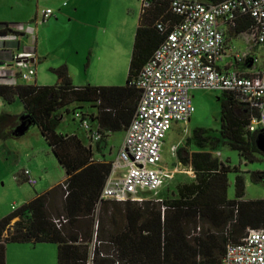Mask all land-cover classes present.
I'll return each mask as SVG.
<instances>
[{"label":"trees","instance_id":"16d2710c","mask_svg":"<svg viewBox=\"0 0 264 264\" xmlns=\"http://www.w3.org/2000/svg\"><path fill=\"white\" fill-rule=\"evenodd\" d=\"M170 1L150 0L151 6L141 10L125 86L75 87L67 65L52 69L58 79L55 86L0 85V99L7 103L19 99L24 106L20 116L0 115V141L18 138L14 132L25 117L29 129L39 127L66 172L64 182L0 219V264H7L10 243L55 244L57 264H89L92 246V264H216L229 243H240L249 230L264 229V200H243L242 174L236 176L235 199L230 200L228 174L239 169L217 156L223 148L249 162L255 154L263 155L256 146L259 134L248 129L259 113L223 93L221 128H197L177 147V162L193 171L194 181L179 186L175 199L101 201L95 230L93 215L111 164L96 161L92 148L78 135L57 132L62 110L79 103L95 108L96 115L88 111L84 115L104 135L103 142L128 129L141 98L131 83L180 22L170 11ZM159 23L165 25L164 33L157 29ZM5 25L15 24L0 23ZM250 27V22L240 21L234 29L245 33ZM251 178L264 181V172L252 173ZM60 217L68 222L59 228L54 220Z\"/></svg>","mask_w":264,"mask_h":264},{"label":"rangeland","instance_id":"374dc122","mask_svg":"<svg viewBox=\"0 0 264 264\" xmlns=\"http://www.w3.org/2000/svg\"><path fill=\"white\" fill-rule=\"evenodd\" d=\"M202 1V0H200ZM67 6H66V5ZM66 6V7H64ZM50 8L53 18L43 22L35 21L36 14ZM142 0H0V23L24 26V45L38 49L37 78L40 86H55L57 76L52 69L67 65L74 86H125L129 74L134 37L138 27ZM241 47L243 43L237 42ZM254 43L248 46L253 47ZM122 50L124 58L114 64L104 50ZM254 55L263 63V49L255 50ZM110 61V67L107 64ZM33 78V77H31ZM34 85V81H19ZM222 92L196 90L192 92L195 112L188 123H175L167 134L163 147L162 167L174 172L172 180L166 182L154 193H141L144 201L169 200L178 197L177 188L194 181L191 169H185L177 162L174 153L181 142L192 135L197 128L219 130L221 128ZM74 104L63 109V121L58 133L76 134L84 137L80 121L75 118L77 111H93L87 104L82 107ZM23 106L19 99L7 103L0 99V115L20 116ZM125 132H116L104 142V156L96 151L100 160L112 162L124 140ZM220 161L239 173L228 174V198L235 199V179L238 174L245 177L246 191L243 200H264V181L255 183L251 174L264 172V156L255 154L249 162L236 151L223 148L217 152ZM28 169L38 180L36 186L23 182L20 173ZM20 176V181L16 177ZM66 179V172L59 164L44 139L38 126H32L20 138L0 141V219L9 216L22 205L44 194L53 186ZM17 220V219H16ZM14 220L12 224L16 221ZM57 245L50 243L7 245V264H57Z\"/></svg>","mask_w":264,"mask_h":264},{"label":"built area","instance_id":"2783aa9c","mask_svg":"<svg viewBox=\"0 0 264 264\" xmlns=\"http://www.w3.org/2000/svg\"><path fill=\"white\" fill-rule=\"evenodd\" d=\"M150 6V0H142L141 10ZM170 11L180 18L179 24L131 83L140 91L141 98L116 158L110 162V175L93 215L95 230L98 229L101 201L143 202L145 199L141 193L157 194L166 182L173 179L174 172L162 167L163 147L175 123L191 120L195 112L193 91L211 90L233 96L259 113L251 120L249 131L264 133V58L261 68L252 75L224 72L217 67L226 46L221 22L233 28L240 21L250 22L251 27L245 34L264 51V0H171ZM54 15L55 12L47 8L41 11L40 18L46 22ZM157 29L162 33L166 31L163 23H159ZM24 33L22 25L0 26V69L4 58L1 53L12 51L13 47L19 49ZM17 52L9 57L10 66L15 79L26 81L36 74L35 54ZM237 58L239 62L243 61V58ZM246 61L259 62L258 58H247ZM74 115L89 143L101 144L104 135L89 117L83 111ZM177 147L174 148L175 155ZM20 176L30 186L38 183L28 169H24ZM20 176L16 180L20 181ZM54 221L59 228L68 222L64 217ZM93 251L94 246L91 247L92 257ZM92 257L89 264H92ZM216 264H264V229L249 230L240 243H229L223 259Z\"/></svg>","mask_w":264,"mask_h":264},{"label":"crops","instance_id":"0c3cea01","mask_svg":"<svg viewBox=\"0 0 264 264\" xmlns=\"http://www.w3.org/2000/svg\"><path fill=\"white\" fill-rule=\"evenodd\" d=\"M66 6H64V7H66ZM40 16H41V11L36 14V17L34 20L38 21ZM220 29H222L225 33L226 46H225L224 56H223L222 60L217 62V67L224 72L236 71V72L243 73L245 75H249V74L252 75L257 70H259L261 67H256V65L259 64V62L261 60H259V58L254 55V51L259 50V49L261 50L262 47L254 44L253 47L248 48V46L253 43L249 39L248 35L243 33V32L242 33L237 32L233 27H231L227 24H224L223 22L220 23ZM25 37H26V34L24 33L22 38H25ZM22 38H21V44H20L19 49H18V47H13V48H11L12 51L1 53V56L4 58H2L3 61H2L1 69H0V85H29V83L28 84L20 83L19 81L21 79H15L14 78L15 72L10 66V58L9 57L12 55V53H16L17 51H19V52H33L35 54L36 74H35V76H33V78L26 80V82L32 80L35 83L34 85L40 86L38 84V78H37V63H38V61H40V58H38V49L32 48V46L27 47L26 45H24ZM237 42H239V43L244 42L245 47H241V45H239ZM121 51L122 50H117L116 48H114L113 50L106 49V50H104V52H106V54H107V56H105V58L111 60L112 62H114V64H116L118 58H124L125 57L126 49H125L124 53H122ZM237 56L243 58V61L239 62ZM262 57L264 58V55ZM247 58H258L259 62L256 64H252L251 62L246 61ZM107 66L110 67V61L107 64ZM23 82H25V81H23ZM75 87H77V86H75ZM79 105L83 106L84 104L79 103ZM22 106H23V104H22ZM91 109L93 111H88L89 114L96 115L97 114L96 109L95 108H91ZM23 111H24V106H23ZM68 135H73V134H68ZM79 139H81L82 142L87 147L92 148V150L94 152V159L96 161H99V162L105 161V160H100L99 156H96L95 153H96V151H98L99 153H101L104 156V150L103 149L105 148L107 143L104 144V142H102L99 145H92L89 143V140L87 138V134L85 132H84V137H82V138L79 137Z\"/></svg>","mask_w":264,"mask_h":264},{"label":"water","instance_id":"95a60500","mask_svg":"<svg viewBox=\"0 0 264 264\" xmlns=\"http://www.w3.org/2000/svg\"><path fill=\"white\" fill-rule=\"evenodd\" d=\"M25 117L21 118V123L16 127L15 134L18 138L23 137L28 131L29 126L24 121ZM256 146L258 150L264 155V133H260L256 138Z\"/></svg>","mask_w":264,"mask_h":264}]
</instances>
